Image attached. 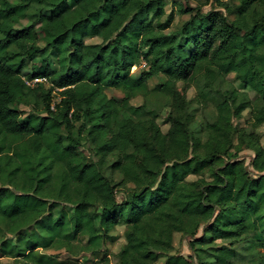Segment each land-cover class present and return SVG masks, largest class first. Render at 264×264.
Here are the masks:
<instances>
[{
  "label": "trees",
  "instance_id": "trees-1",
  "mask_svg": "<svg viewBox=\"0 0 264 264\" xmlns=\"http://www.w3.org/2000/svg\"><path fill=\"white\" fill-rule=\"evenodd\" d=\"M165 1L0 0V222L9 235L0 243L3 257L58 264L36 252L59 243L73 256L69 246L78 240L96 255L121 224L128 231L118 264H157L161 256L165 264L225 263L231 250L190 244L199 251L192 260L172 254L175 233L195 239L206 221L213 236L205 241L252 234L264 247V148L251 133L246 145L255 152L256 178L238 158L235 141L245 131L234 122L250 109L253 126L264 124V0H240L233 21L183 3L167 14ZM34 4L49 10L15 28ZM177 13L191 17L168 32ZM141 60L147 68L132 72ZM229 74L257 98L238 102L233 90L219 101L203 141L190 129L178 82L187 89L200 77ZM107 89L123 96L109 97ZM153 93L170 95L166 133L146 103ZM139 96L143 104L133 106ZM87 145L96 159L80 154ZM111 157L120 182L106 174ZM121 187L129 189L118 202ZM63 203L72 211L58 208ZM212 250L216 261L208 258Z\"/></svg>",
  "mask_w": 264,
  "mask_h": 264
},
{
  "label": "rangeland",
  "instance_id": "rangeland-1",
  "mask_svg": "<svg viewBox=\"0 0 264 264\" xmlns=\"http://www.w3.org/2000/svg\"><path fill=\"white\" fill-rule=\"evenodd\" d=\"M10 2H14L16 0H8ZM166 12L169 14L173 9L177 8L179 4H190V6L197 7L202 10L204 14L207 13H217L218 15H224L230 21H233L237 18V7L240 5V0H166ZM47 7H42L38 5H32L29 12L28 17L22 19L20 22L15 24V28L21 29L25 26L30 25V23L38 16L40 12H48ZM191 15L186 14L182 15L177 13L175 18V23L168 32H173L174 30L183 26V24L190 19ZM166 18V16L164 17ZM42 36V33H39ZM87 43H100L101 40L98 38H90L86 39ZM43 45V44H42ZM16 48H11L10 52H16ZM34 61H38V58H35ZM31 61H28L27 68L24 72L28 73L31 69ZM50 64L53 67H57V55L52 54L50 57ZM147 68L145 61H140V63L132 68V72H140ZM37 82V80L35 81ZM208 82L211 83L208 86ZM159 83V78H154L150 81V88L153 89L154 86ZM206 85V86H204ZM204 87V88H203ZM186 88V84L182 81L178 82V89L183 90L185 93L186 101L188 102V110L189 113L193 116V121L190 125V129L193 135L197 138H202L203 141H206L208 138V125L216 120L217 117V104L219 101H222L224 98H230L231 92L236 90L238 94V102H241L244 98H248V100L253 101L257 98V95L249 88L246 87L241 82L237 81L235 78V74L226 75L223 79L211 78L205 79L204 77H200L198 83H193L191 87ZM106 93L109 97H116L120 99L123 96V92L121 89H107ZM231 99V98H230ZM53 103L57 102L59 99L57 97L53 98ZM144 102V97L139 96L135 100L131 102L133 106L142 105ZM146 103L148 107L154 109L156 112H159L157 123L163 132H167L170 127V119L169 115L171 113L170 108V95L167 93L164 94H156L153 93L146 98ZM24 110L27 112L30 110L28 106H22ZM252 111L247 109L239 119H234L235 125L241 131H245L244 139H236L235 143L240 144L242 146V151L239 154V159L244 161L245 165L252 173V176L258 177L261 175L253 166L252 161L255 157V152L248 148L246 145V140L249 139L251 133H255L256 136L259 137L260 145L264 148V124L261 126L254 127L252 121ZM84 148V147H83ZM80 149V154L85 156H90V158L96 159L95 156L91 154L89 151L88 145L85 149ZM234 153V151H232ZM231 153V154H232ZM116 160V157L109 158L108 165L106 167V174L116 182H120L122 180V175L111 169V165ZM197 176H188V181L196 180ZM207 180H211L209 178V174L206 176ZM132 187V185H128ZM1 187V183H0ZM128 187L126 189L120 188L117 191V200L118 202H122L128 192ZM58 208L64 209L65 211L71 212L72 206L70 204H61ZM6 225L4 222H0V243L6 240L9 237L6 234ZM128 231V226L126 224H121L116 227V230L109 234L106 245L101 253L96 255H87L80 247L78 241H73V244H70L69 249L75 255H70L68 253L69 250L66 247H62L59 243H54V245L50 248H40L36 253L41 257H53V259L58 262V264H118V253L121 249V246L126 242V232ZM213 233L209 232V224L208 222H204L197 231L195 239L187 237L182 232H177L173 237V245L174 250L172 254H182L186 258L192 260V255L195 256L198 253V249H190L189 245L193 244L198 248H206L209 247L215 248L217 250H231L232 254L226 259L225 263L221 264H259L264 263V247H262L258 241H254L252 238V234H248L243 236L241 239H221L214 238L213 240L205 241L207 238H211L210 236ZM196 238H199L198 241ZM202 238V239H201ZM13 240L16 239L13 237ZM194 240V241H193ZM204 240V241H201ZM86 242V239L83 241ZM206 243H209L206 245ZM67 246V245H66ZM210 261H216L217 256L213 254H218L217 252H209ZM166 257L161 256L159 262L157 264H165ZM0 264H32L26 258H12V257H3L0 254ZM193 264H195L193 262ZM220 264V263H219Z\"/></svg>",
  "mask_w": 264,
  "mask_h": 264
},
{
  "label": "built area",
  "instance_id": "built-area-1",
  "mask_svg": "<svg viewBox=\"0 0 264 264\" xmlns=\"http://www.w3.org/2000/svg\"><path fill=\"white\" fill-rule=\"evenodd\" d=\"M37 81H40L39 79H37Z\"/></svg>",
  "mask_w": 264,
  "mask_h": 264
}]
</instances>
